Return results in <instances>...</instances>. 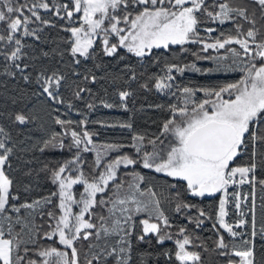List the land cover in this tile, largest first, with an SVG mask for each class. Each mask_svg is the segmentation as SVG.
<instances>
[{"label":"snow or ice","instance_id":"obj_1","mask_svg":"<svg viewBox=\"0 0 264 264\" xmlns=\"http://www.w3.org/2000/svg\"><path fill=\"white\" fill-rule=\"evenodd\" d=\"M0 264H264V0H0Z\"/></svg>","mask_w":264,"mask_h":264},{"label":"trees","instance_id":"obj_2","mask_svg":"<svg viewBox=\"0 0 264 264\" xmlns=\"http://www.w3.org/2000/svg\"><path fill=\"white\" fill-rule=\"evenodd\" d=\"M103 114L109 118V119H113V118H121L120 113L116 112V111H112V112H107V110H102ZM103 135L101 136V139L107 138L108 136H110V133L105 132L104 130H101Z\"/></svg>","mask_w":264,"mask_h":264}]
</instances>
